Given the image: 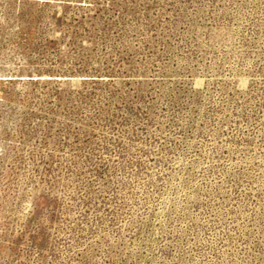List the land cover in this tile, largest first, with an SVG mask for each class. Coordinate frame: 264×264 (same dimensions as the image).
<instances>
[{
	"label": "rangeland",
	"instance_id": "374dc122",
	"mask_svg": "<svg viewBox=\"0 0 264 264\" xmlns=\"http://www.w3.org/2000/svg\"><path fill=\"white\" fill-rule=\"evenodd\" d=\"M0 264H264V0H0Z\"/></svg>",
	"mask_w": 264,
	"mask_h": 264
}]
</instances>
